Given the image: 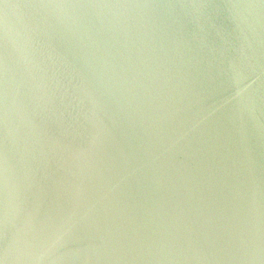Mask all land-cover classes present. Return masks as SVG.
<instances>
[{
  "label": "water",
  "instance_id": "obj_1",
  "mask_svg": "<svg viewBox=\"0 0 264 264\" xmlns=\"http://www.w3.org/2000/svg\"><path fill=\"white\" fill-rule=\"evenodd\" d=\"M0 264H264V0H0Z\"/></svg>",
  "mask_w": 264,
  "mask_h": 264
}]
</instances>
